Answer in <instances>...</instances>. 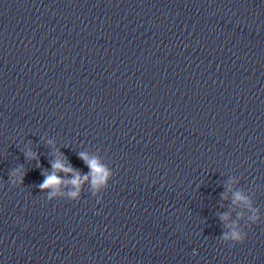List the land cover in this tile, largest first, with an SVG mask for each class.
Instances as JSON below:
<instances>
[{
  "label": "clouds",
  "instance_id": "clouds-1",
  "mask_svg": "<svg viewBox=\"0 0 264 264\" xmlns=\"http://www.w3.org/2000/svg\"><path fill=\"white\" fill-rule=\"evenodd\" d=\"M62 155V154H61ZM79 158L84 162V164L90 170L88 174H81L78 170L74 169L71 165L65 166L62 160H56L52 163L53 171L50 174H46L44 176V180L42 183L38 185L41 191L50 190L48 192L47 200L51 201L54 197H58L63 195L61 192L62 187L66 185H70L74 190L68 192V196L73 201H78L81 198V194L83 191V184L89 181L91 177V194L96 196L102 189H107L109 186V181L113 177V171L108 168V166L102 164L98 158H90L88 154L81 152L78 154ZM26 158L36 159L37 166L39 167L38 156L36 153L31 151L26 153ZM71 173L73 178L70 180L62 179L58 173ZM25 171L23 167L14 169L9 174V180L12 185H23ZM98 203L101 201L98 199ZM242 202L245 206L249 208V210L253 213L249 217V220L252 224H256L259 222V216L256 214L257 210L252 208L251 201L244 196L241 192H236L234 194L233 203ZM227 215L222 216V219H227ZM232 231L230 233H226L223 236V240L229 241V247H234L237 243H243L246 239L245 231L238 230L234 225L230 226Z\"/></svg>",
  "mask_w": 264,
  "mask_h": 264
}]
</instances>
